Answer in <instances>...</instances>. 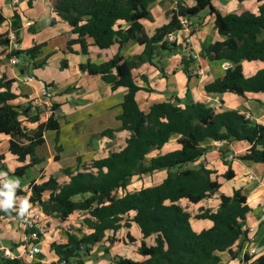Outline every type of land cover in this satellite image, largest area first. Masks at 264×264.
I'll return each mask as SVG.
<instances>
[{"label": "trees", "instance_id": "1", "mask_svg": "<svg viewBox=\"0 0 264 264\" xmlns=\"http://www.w3.org/2000/svg\"><path fill=\"white\" fill-rule=\"evenodd\" d=\"M157 0H53L51 8L62 20L69 24L77 37L68 41V50L73 51V44H80L86 53L87 39L99 49H108L114 44L119 47L134 42L145 47L143 53L126 60L116 54L103 64L86 63L80 65L84 74H96L112 89L123 87L126 93L121 103V113L117 117L120 129L130 133L124 148L111 151L101 159L81 162L76 168H66L62 173L69 178L60 183L52 175L39 182H30L28 202L40 207L47 217H55L62 222L75 213L83 215L77 232L65 229L66 241L53 242L51 248L57 259L45 262V255L38 254L32 263L22 256H1L2 264H87L94 246L101 243L108 232L113 243L114 234L122 227L135 223L142 234V241L137 253L143 258L135 261L115 256L116 264H219V253L228 251L236 256L233 247L240 240L249 239L244 222L250 207L246 195L238 189L231 196L223 194L220 183L213 179L214 171L206 168L204 163H196L207 152V141L240 142L245 141L249 148L233 157L240 161L264 164V124L247 118L238 110L216 111L204 103L186 104L184 107L174 101L155 103L145 113L141 110L137 92L142 89L136 82L135 70L144 63L153 64L157 52L175 51L176 42H169L166 36L182 32L181 18L193 19L206 11L214 16V29L223 38L209 45H203L201 57L208 61L229 63L224 75L205 85L208 93H233L246 96V93L264 92V67L251 75L245 74L244 63L264 62V0H256L258 10L241 13H221L213 0H173L174 8L168 13L167 23L149 36L142 20H153L150 10ZM238 2L251 0H236ZM6 21L0 11V26ZM56 19L52 18L51 23ZM12 31L19 43L18 32L21 18L17 12L13 15ZM193 25L190 26V30ZM193 28L190 32L194 33ZM0 45L9 46V31L0 34ZM43 45H34L25 50H11L9 56L19 57L26 54L35 58ZM190 56L182 58L183 71L187 77L192 76ZM146 81L144 76H141ZM14 80L0 78V134L10 136L9 152L19 162H28L14 172L23 177L26 171L44 161L37 157L36 149L45 142L44 134L55 131V160L62 151L59 145V121L52 114L39 122L34 133L23 124L21 118L29 121L40 120V109L31 106L21 107L12 104L18 95L13 92ZM53 109H58L53 104ZM178 135L179 149L165 154L160 151L170 138ZM3 156L0 155V159ZM9 174L6 167H1ZM166 170L165 179L156 185L129 191L128 185L134 176H149ZM233 171L229 169L224 177L230 179ZM6 191V190H5ZM48 197L44 198V194ZM21 187L15 189V199L24 197ZM220 198L216 210L203 209L194 218L209 220L212 226L200 232L191 226V214L187 207L209 199ZM187 206L181 204L182 201ZM15 209V210H14ZM17 207L0 209V223L3 219H22ZM130 214H133L131 217ZM125 216H128V218ZM34 228H25V234L36 232ZM129 238L130 235H128ZM152 237L154 244L148 246L145 239ZM42 233L37 238L20 244H38ZM105 253L109 254L106 247ZM258 264H264V255L257 258Z\"/></svg>", "mask_w": 264, "mask_h": 264}, {"label": "crops", "instance_id": "2", "mask_svg": "<svg viewBox=\"0 0 264 264\" xmlns=\"http://www.w3.org/2000/svg\"><path fill=\"white\" fill-rule=\"evenodd\" d=\"M52 1L0 0V11L6 18L4 24L0 26V34L12 31L13 15L17 12L21 18V28L18 32L20 41L18 49L25 50L34 45H43L40 54L35 58L27 56L23 60L22 54L18 57L19 63L17 64H13L9 56V52L13 50L12 45H0V78L5 76L7 80H14L12 90L18 95L12 101L15 106H30L29 99L34 97L42 99L43 90H47L48 101H46L44 107L38 108L41 111L40 120L33 122L24 117L21 120L30 132L34 133L38 123L46 121L53 114L59 121L58 138L62 151L59 153L58 160H55L56 153L54 150L49 151L47 157L38 155L40 147L50 144L51 140L54 147L56 132L47 131L44 134V144L36 149L37 157L42 158L44 161L32 167L38 170L39 174L30 182H39L52 175L57 177L60 183H64L69 178L62 173L63 169L76 168L79 159L81 162H86L104 158L111 151H119L125 147L130 136L128 131L120 129L121 122L117 118L121 113V103L126 89L123 87L112 89L99 75L82 73L80 65L89 62L96 65L103 64L110 61L116 54L122 55L124 59L129 61L134 56L143 53L145 47L129 42L122 47H119V44H114L110 48L102 50L94 46L91 39H87L88 49L86 53L81 50L78 43L71 46L73 50L71 52L68 50V41L77 36L72 33L69 24L62 21L53 12L51 8ZM220 1L213 0V4L221 13H241L235 12V10L234 12L226 10V6ZM225 1L236 7V9L240 6L249 7V4L255 1V9L248 11L256 13L258 10L256 0L244 2ZM186 3L188 6L194 5L192 0H187ZM173 8V0H157L151 4L150 10L153 20L141 21L149 36L154 35L158 28L167 23L168 13ZM204 12L199 14V16L205 15L199 22L196 21L199 16L191 19V22H193L191 30L194 28V33L191 34V30H189L182 31L178 35L176 43L179 46L177 50L157 52L153 64L144 63L135 70L136 82L142 87L136 94L141 110L147 113L153 104L169 100L174 101L181 107L186 104L200 102L213 107L218 112L238 110L247 118L264 124V92L246 93V96L242 97L229 92L208 93L205 91L206 84L224 75L229 63L211 62L201 57L203 45H209L223 39L214 29V16L206 15ZM52 18L56 19L55 23H51ZM26 22H31V25L26 26ZM185 39H189L188 47L183 45ZM194 54L198 56L197 60L192 57ZM184 56H190L196 60L191 65L192 76L190 78L183 71L182 58ZM247 65H251L255 70L248 71L251 66L248 67ZM263 67L264 62L244 63L246 75H251ZM198 68H201L202 74L197 73ZM26 75L33 76V81L26 83L24 81ZM141 76H144L146 81H143ZM53 104L58 105L56 111L53 109ZM50 107L53 110L52 114L48 113ZM9 140L10 136L0 134V155L3 156L0 159V168L6 167L9 171L8 174L0 170V173H3L0 175V190L4 191L7 189L4 185L1 186V183L17 177L14 175L16 169L28 163L27 161L24 163L19 162L9 152ZM205 145L208 147L207 152L196 163L190 164L189 167H196L204 163L206 168L214 171L213 179L220 183L221 192L227 196H231L235 190H242L251 209L246 216L244 226L253 227L256 230L255 234L250 236L247 241L240 240L233 247V251L236 253L235 257H232L228 251L219 253V264H258L257 258L264 255V164L240 161L233 157L234 154L244 153L249 148V144L245 141H207ZM177 149H179L178 135H174L160 151L155 150L151 155H156L159 152L165 154ZM229 166L233 171V175L230 179H227L224 174ZM51 167H54V169ZM166 175L167 171L161 170L149 175V177L155 180L154 185H156L161 183ZM250 176H253V178H250ZM135 177L139 176H134L132 179ZM28 186H30V183ZM18 187L25 191V195L14 199L13 206L17 207L16 210L19 212L21 209L22 212L21 201H28L30 189L26 190L22 184H19ZM128 190L131 191L129 185ZM43 197L47 198L48 193H45ZM0 199L3 198L0 197ZM29 204L31 207L27 210L33 211L40 208L37 205ZM181 204L188 205L184 200ZM219 204L220 198L212 196L198 204L188 205L187 210L191 214V226L194 231L200 232L212 226L209 220L196 219L194 218L195 215L203 209L216 210ZM132 215L130 214L129 217ZM80 217L82 219L83 215ZM126 217L128 218V216ZM23 219L25 220V218L20 220L7 218L0 223L1 256H21L24 246L15 249L14 245L20 241L25 243L27 240L24 229L26 220L21 221ZM81 219L77 221L78 224L81 223ZM66 222L61 221L60 225L63 226V223ZM112 236L113 233L108 232L105 239L94 246L90 258L86 261L87 264H116L113 261L115 256L135 261L143 258L137 253L143 237L135 223H131L129 227L120 228L114 234L116 240L113 243L109 242L108 239ZM4 239L9 241L10 245H4ZM50 240L49 237H46L41 243L44 246L48 244L49 247L53 242ZM65 241L66 233L63 231V242ZM145 242L148 246H151L154 244V239L149 237L145 239ZM106 247L109 248V254L105 253L104 249ZM251 247L256 248L255 255L250 254ZM56 259L57 257L52 248L50 253L45 252V262ZM0 264H2L1 259Z\"/></svg>", "mask_w": 264, "mask_h": 264}, {"label": "rangeland", "instance_id": "3", "mask_svg": "<svg viewBox=\"0 0 264 264\" xmlns=\"http://www.w3.org/2000/svg\"><path fill=\"white\" fill-rule=\"evenodd\" d=\"M220 2H223L222 4L226 6V10H228V11L231 10L233 12H234V10H235V12H243V11H246V10L255 9V4H256V2L254 1V2H251L249 4V7L240 6V8L238 7L236 9V7H233V5L226 3L225 0H221ZM204 13L207 15V12L206 11ZM204 17H205V15L204 16L200 15L197 18L196 21L199 22ZM191 25H193V22H192ZM26 58H27L26 54H23L22 59L24 60ZM256 65H254V66H256ZM247 66L249 67L251 65H247ZM251 70L253 71V70H255V68H253L252 66L250 68H248V71H251ZM53 148H54L53 147V142L51 140L50 141V144H48V145L46 144L43 147H40V149L38 150V155H42L44 157H47L48 154H49V151H53L54 150ZM51 168L54 169V167H51ZM38 174H39L38 170L31 168V169H29V170L26 171V175L25 176H23V177H19V176L13 177L11 180L5 181L4 183H1V186L2 185L5 186L6 183H9V182H11L13 180H15V181L17 180L19 182V184H22L25 187V189L28 190V188H29L28 184L30 183L31 180H33L34 178H36ZM155 183H156L155 180H153L149 176L135 177L134 179H132L130 181V183H129V189L131 191H136V190H139L142 187L154 185ZM17 212H19V211H17ZM22 212H23V210H22ZM22 212H21V209H20L19 215L22 216L23 218H25V214H23ZM31 212L32 211L27 210L24 213H27L29 215V214H31ZM81 215L82 214L79 213V212L76 213L75 215H73L72 217H70L68 219V222L63 223V226H61L60 225V222H61L60 219L55 218V217H50L49 218V217L45 216L42 213V217L37 222L40 226H42L44 228V232L42 233V238L40 239V242L38 243V245H39V247L41 249V252L39 254L45 255V252L46 253L47 252L50 253L51 244H50L49 247H48V244H46L45 245L46 247H45L44 244L41 243L42 240H45L46 237H49V239H51L50 241L59 243V242H63V231L65 229H67V228L70 229V230L73 229V231L75 233H78L77 232V229L79 227H81V226H80V224H78L77 221H79L81 219V217H80ZM21 221H25V220L23 219ZM25 223H26V221H25ZM59 229H61V230H59ZM20 243H21V241L19 243H17V244H20ZM4 245H10L9 241H7V240L4 239ZM89 258L90 257H88L87 259H89Z\"/></svg>", "mask_w": 264, "mask_h": 264}, {"label": "built area", "instance_id": "4", "mask_svg": "<svg viewBox=\"0 0 264 264\" xmlns=\"http://www.w3.org/2000/svg\"><path fill=\"white\" fill-rule=\"evenodd\" d=\"M181 23H182V26H183V30L182 31H189L190 30V26L192 24V22H191L190 19H188V18H181ZM25 25L26 26H29V25H31V22H26ZM180 33H181V31L180 32H177V33L168 34L166 36V39L169 42H177L178 35ZM16 38H17V36H16L15 32L14 31H10L9 32V39H10V44L12 45L13 50H17L18 49V42L16 41ZM188 44H189V39H185L183 41V45L188 47ZM192 57L194 59H196V60L198 59V56L196 54L192 55ZM11 61H12L13 64L19 63V60H18V57L17 56L11 57ZM202 72L203 71L201 70V68L200 69L198 68L197 73L198 74H202ZM33 79H34L33 76L26 75L25 78H24V81L26 83H30V82L33 81ZM42 96H43L42 99L37 98V97L36 98L34 97V98L29 99L28 102L30 103V106L32 108L44 107V104L46 103V101H48L47 100L48 94H47V90L46 89L43 90V95ZM48 110H49L48 113L52 114V112H53L52 108L50 107ZM250 178H253V176H250ZM22 210H23L22 213L25 214V220H26L25 227L26 228H34V229L37 230L36 232H32V233L26 235L27 236L26 237L27 238V242L28 241H32V240H34V239L37 238V232H40V233H43L44 232V228L37 223L39 221V219L42 217V211H41L40 208L39 209H35V210H33L31 212V214H29L27 216V214L24 213L26 211L24 209H22ZM244 229L247 232L249 238H250V236H252L253 234H255V231H256L255 228H253V227H245ZM40 252H41V249H40V247H39L38 244L29 243V244H26L24 246V250L22 251L21 256L28 263H32L35 260L36 256ZM249 252H250V254L255 255L257 251H256V248L251 247L250 250H249Z\"/></svg>", "mask_w": 264, "mask_h": 264}, {"label": "clouds", "instance_id": "5", "mask_svg": "<svg viewBox=\"0 0 264 264\" xmlns=\"http://www.w3.org/2000/svg\"><path fill=\"white\" fill-rule=\"evenodd\" d=\"M2 174L3 173H0V175ZM18 186H19V182L13 180L5 184V188L7 189L6 191L0 190V197L3 198V199H0V209L7 211V209L13 206L14 199H15V189ZM21 206L25 211L31 207V205L28 203L27 200L21 201Z\"/></svg>", "mask_w": 264, "mask_h": 264}]
</instances>
